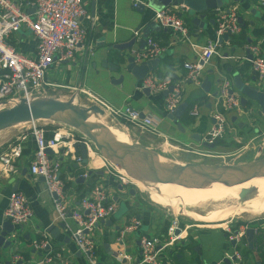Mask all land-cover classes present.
<instances>
[{
  "label": "crops",
  "instance_id": "1",
  "mask_svg": "<svg viewBox=\"0 0 264 264\" xmlns=\"http://www.w3.org/2000/svg\"><path fill=\"white\" fill-rule=\"evenodd\" d=\"M133 1L85 0L89 16L81 19V25L87 31L85 44L77 49L72 59L52 64L45 73L46 82L54 85L50 88H58V90L64 88L67 91H87L114 109L128 107L139 113L151 115L155 122V131L143 129L123 116L112 114L107 116L115 121L121 119L120 122L126 126L129 125L140 130L141 133H145L149 143L157 142L168 151L183 146L195 150H216L218 144L213 149L201 145L202 133H206L213 122L210 112L215 96L212 94L217 90L215 85L218 86L217 79L221 76L228 77L231 82L229 73L226 72L227 67H232L239 72L244 81L253 76L250 64L246 59L249 57L246 47L250 44H260L264 55V6H261L258 0H226L222 7L214 8L201 20L202 26L192 23L194 15L187 7L178 6L181 18L189 27L192 41L198 45H206L215 40L216 11L224 7L236 9L237 17H241L240 23L238 22L241 31L236 36V40L232 41L229 38L228 42L222 41L219 46L221 55H213L205 64L201 73V83L204 79L210 82L207 91L201 88V83L199 85H194L189 81L183 83L180 101V104L184 105L183 111L176 121H172L164 111L165 95L163 91L152 92L148 89V92H144V87L140 85L141 81L135 80L128 72H122V77H126L125 83L122 85L110 83V79H114L110 73L106 74V78H101V85L95 81L96 86L91 87L83 82L87 76L91 75L90 71L92 74L99 72L101 62L112 61L124 53L129 55L133 49L143 50L146 47L145 39L147 37L159 43L165 50L159 57H156L159 59L158 63L145 77L163 78L170 75L172 78L183 79L185 70L182 63L196 60L197 54L189 47L188 43L179 41L171 29L160 27L157 23L159 29H151L149 24L151 21L154 22V11L146 5L142 11H138L139 4L137 7H133ZM138 1L143 3L145 0ZM92 3L93 12H91ZM28 6L24 2L27 11L31 9ZM144 32L147 36L143 38L144 44L141 46L140 40ZM133 37L135 38L133 44L125 52L114 48V45L125 43ZM10 43L25 55H35L36 40L24 28L10 36ZM55 65L56 68L53 70ZM64 70L65 74L62 73ZM117 77L115 76V78ZM194 107L198 111L196 116L189 114ZM233 116H236L234 121L232 120ZM43 128L47 136H50L55 130ZM227 131L236 133L231 137V140L245 141L246 132L264 131V119L262 116L247 117L239 107L238 111L228 114ZM26 132L27 128L22 133ZM179 141H184V144ZM192 141L196 143L193 144ZM34 147L33 138L26 134L23 141L22 157L16 165V170L12 175L0 179V228L5 220L4 211L8 195L11 192L16 190L23 192L33 210L31 219L15 226V231L7 236L11 237L13 242L7 248H0V264H34L43 255L53 250L61 252L69 264H90L86 256L78 250L71 232L66 227L59 228L56 238H53L47 231L49 225L56 226L61 221L56 218L51 197L45 190L43 180H35L29 175L28 165ZM198 151L203 152L202 150ZM92 154L94 153L89 155L88 163H77L71 154L61 158L60 170L61 177L65 182L66 203L71 208L76 207L80 199L94 185H102L108 198L115 203L116 210L114 214L99 222L94 228L96 264H137L140 255V236L164 237L171 217L156 214L149 209L136 191L119 179L117 180L108 171V167H104V158L102 164H99L95 154L96 159L93 162ZM74 155L80 156L78 152H75ZM89 171L90 174H88ZM84 174H86L84 179L79 180V176ZM131 219L138 220L139 226L135 231L127 234L121 243L118 239V230ZM65 224L71 228L74 225L71 219H66ZM225 225L232 228H237L239 225H246V229L254 228L253 248L249 249L243 234L238 244V250L242 255V264H263L260 253L262 250L264 251V211L249 217V219L237 220L233 223L227 221L219 224H184L183 228L180 227L177 235L176 246L166 247L160 251L162 263L217 264L221 260L227 261V256L230 255L234 246L224 230ZM42 239H46L48 245L46 244L43 248L34 247L33 243ZM51 264L60 263L57 261Z\"/></svg>",
  "mask_w": 264,
  "mask_h": 264
},
{
  "label": "built area",
  "instance_id": "2",
  "mask_svg": "<svg viewBox=\"0 0 264 264\" xmlns=\"http://www.w3.org/2000/svg\"><path fill=\"white\" fill-rule=\"evenodd\" d=\"M24 2L33 8L27 12ZM140 1L134 0L133 7ZM264 6V0H258ZM180 5H167L158 11H154L153 20L160 27L169 28L179 41L188 43L189 47L197 54L195 61L182 63L185 70L183 79H173L170 75L163 78L147 76L141 80V87L148 88L152 92L167 90L165 95L164 111L172 112L182 99V85L189 81L194 85L201 83V73L205 64L213 55H221L219 46L222 42L218 39L223 34L229 38L237 36L241 29L238 24L236 9L224 7L216 11L215 40L206 45H198L190 37L189 27L178 12ZM182 7H184L182 5ZM88 16L85 0H0V102L13 104L19 98H30L35 95H46L50 87L45 73L55 62L68 61L73 58L78 48L83 47L87 38V31L81 25V19ZM22 28L28 30L36 40L35 55L28 56L18 51L11 43L10 36ZM146 47L143 50L133 49L130 56L136 63L159 57L164 52V47L152 38L145 39ZM251 71L258 84H264V55L260 44H250L246 47ZM171 90H168V87ZM232 84L230 79L223 76L218 83L215 100L211 107L210 116L213 122L202 140L213 143L218 142L224 135L228 126V113L239 110V95L236 91H230ZM84 91V90H83ZM88 97L104 111L103 116L115 115L124 117L135 125L148 131H155V122L151 115L143 114L128 107L114 109L98 97L84 91ZM143 113V112H142ZM190 115L198 114L197 108L190 110ZM26 134L30 135L35 143L34 150L28 165L29 175L33 179H43L45 190L51 197V203L56 213V218L64 222V226L71 232L78 250L83 253L90 264H96L94 259L96 225L114 214L115 203L108 198L105 188L94 185L83 196L76 207H70L64 196V180L61 177V158L69 154L77 163L81 162L80 156H75L74 145L83 143L90 158L89 140L85 137H76L70 128L65 126L56 128L50 136L42 126L30 121L26 133L19 134L15 140L0 152V179L8 177L16 170V165L22 157L23 141ZM51 151V154L46 152ZM102 162V161H101ZM104 167L108 163L103 162ZM86 176V174H84ZM124 182L125 178L119 176ZM1 183V181H0ZM33 210L27 197L21 191H13L8 195L4 217L12 225L17 226L31 219ZM66 219H71L73 227L65 224ZM139 221L131 219L120 227L118 239L121 242L129 233L135 231ZM246 225L232 228L224 226V230L233 241L234 248L227 261H219L217 264H242V255L238 250L241 236L246 230ZM180 225L176 216L171 217L166 227L165 236L156 235L140 236V255L137 264H163L160 259V251L170 247L176 242L175 231ZM14 236V235H12ZM122 243V242H121ZM48 245L46 239L34 242V247L43 248ZM69 264L62 253L49 251L34 264H51L52 262Z\"/></svg>",
  "mask_w": 264,
  "mask_h": 264
},
{
  "label": "water",
  "instance_id": "3",
  "mask_svg": "<svg viewBox=\"0 0 264 264\" xmlns=\"http://www.w3.org/2000/svg\"><path fill=\"white\" fill-rule=\"evenodd\" d=\"M225 2L226 0H145L143 3L139 2V8H137V10L142 11L145 5L153 11H158L167 5H183L193 13L194 17L192 18V23L194 25L199 24L202 26L201 20L211 13L214 8L222 7ZM32 11L33 8L27 12L31 13ZM91 12H93V3L91 4ZM240 21L241 17L238 16V22L240 23ZM149 27H151V29H159V26L153 21L150 22ZM142 36L143 37L140 40L141 46L144 44L143 38H146L147 36L146 32H144ZM227 39V34H223L218 41L222 42ZM134 40L135 38L133 37L125 43L114 45V48L118 51L125 52V50L133 44ZM124 54L117 56L114 61H103L101 62V65L108 67L109 70L128 72L135 80L141 81L159 61L158 58H153L136 63L132 56ZM226 72L229 73L231 78L232 88L230 91H236L239 95L241 111L247 117L252 118L255 116H262L264 119V84H258L254 76L250 77L247 81H244L239 72L232 69V67H227ZM122 78L121 73L117 78L112 79L111 82L117 84L121 83ZM173 79H176V77ZM222 79L223 76L218 78L217 83ZM209 86L210 82L207 79H204L201 83V88L207 91ZM171 87L172 86H169L168 90H171ZM143 91L148 92V88H143ZM216 92L217 91L212 95L215 96ZM163 93L166 95L167 90H164ZM31 100L35 101L31 103ZM4 103H6V101L0 102V105H3ZM183 107V104H179L172 112L167 113L166 116L172 121H176L183 111ZM89 112H92L99 117L104 115L103 109L96 104L82 106L73 103L72 99L61 100L54 97H48L47 95H35L30 98L22 97L13 103L11 107L0 110V128L15 123L34 121L37 118H46L61 122L84 135L97 152L107 161L129 167L131 170L152 179L168 176L195 178L199 179L198 181L227 182L236 181L242 177L264 171V157L254 158L242 163L229 162L228 164L209 165L190 161L178 162L162 156L155 150L152 151L156 153L157 157L150 162H145L139 158L123 156L113 148L109 139L100 129V126H97L90 121ZM139 117L142 118L143 113H140ZM235 118L236 116H233L232 120L234 121ZM216 144V142L208 143L204 140L201 141V145L208 149H213ZM73 147L75 152L79 153L81 162L86 163L88 153L85 145L83 143H76ZM46 152L48 154L51 153L49 149H46ZM88 174H90V171ZM39 179L41 181L43 180L41 177ZM83 179L84 175H80L79 180ZM64 227V222L61 221L56 226L49 225L47 231L50 232L53 238H56L58 236L59 228L63 229ZM15 229L16 227L7 219L2 222L0 228V248H7L12 244L13 239L7 236L13 233ZM175 233L178 234L179 229H177ZM254 233L255 231L253 227H248L244 232L249 249L253 248ZM231 244L233 245L234 242L231 241Z\"/></svg>",
  "mask_w": 264,
  "mask_h": 264
},
{
  "label": "rangeland",
  "instance_id": "4",
  "mask_svg": "<svg viewBox=\"0 0 264 264\" xmlns=\"http://www.w3.org/2000/svg\"><path fill=\"white\" fill-rule=\"evenodd\" d=\"M112 61H114V59H112ZM55 68L56 65L53 66V70ZM62 73L65 74V70ZM90 73L91 75L87 76L86 79L83 80V82L91 87H94L96 86L95 81H97L100 85L102 84L101 78H106V74L110 73L114 76L113 78H115V76L120 75L122 72L116 70H109L108 67L101 65L99 67L98 73L94 72L92 74L91 71ZM50 77L52 78V76ZM125 78L126 77L124 76L120 85L125 83ZM215 87H217V85H215ZM46 95L48 97H54L61 100L72 99L73 103L82 106L94 104L91 98L88 97L84 91L79 90L67 91L64 88H60L59 90L58 88H50ZM11 105L13 104L7 103L5 105H0V110L11 107ZM198 110L200 111V108ZM230 112L228 114H230ZM100 118L104 123L110 124L115 127L111 128L117 133H119L122 137L126 138L129 142H131L132 145L134 144L135 147L140 148L144 153L153 157L154 160L157 155L152 150L157 151L159 154L168 159L175 160L178 162L190 161L194 163H203L209 165L228 164L229 162L242 163L250 161L254 158L264 157V131L257 133H255L254 131L246 132V140H241V142H235V140H231V137L236 134L234 133V131H225L222 138L217 142L218 148H216V150L214 149L213 151H205L204 149H190L186 145V147L183 146L182 148L180 147L176 148L175 150L168 151L167 149L162 148V146L159 145V143L157 142L149 143L150 141L149 139H147L148 137L145 133H141L140 130L134 129L129 125L126 126L124 123L120 122L121 119H117L118 121H115L113 119H110L108 116H102ZM34 123L36 125L48 129H56L63 126L69 128L61 122L46 118H37L34 120ZM29 125L30 122H21L0 128V152L3 151L10 143H12L15 138L20 133H22ZM116 128H118L119 130H117ZM160 128H162V126H160ZM70 129L73 131L76 137H85L75 129ZM204 135L205 133H202L203 137ZM179 142L184 144V141ZM192 143L195 144L196 142L192 141ZM89 145L90 153L93 152L97 156L96 158L98 159L99 164H102V162L100 163V160L102 161L103 157L97 152V150L90 142ZM144 146L149 149L145 148ZM198 150H202L203 152L201 153ZM103 160L108 163L107 160ZM88 161L89 160L87 159V163ZM107 167L108 171H110L115 176V178H117V180L119 179V176L124 177L125 185L131 187L132 190L136 191L140 195L141 199L145 202L146 206L149 209L153 210L156 214L167 215L168 217L176 216L181 228H183L184 224L186 223L219 224L225 223L227 221L233 223L237 220L249 219V217L258 215L259 213L264 211V190L260 189L259 184L255 185L258 186L257 189H250L252 187L242 188L239 191H233L229 194L206 193L200 191L198 193H193L186 189L184 191H180L182 189L178 188L177 190L175 189L176 187L169 185L157 186L150 179H143L141 175H138V178L140 180L143 179V182H141L142 184H145L148 187H150V184H154L151 186L156 191H146V189H143L145 187H139L135 184L136 177L134 178L132 175L126 176L120 168H115L111 163H108ZM131 178H134V182ZM243 191L248 194H244ZM234 195H238L241 198L235 200L236 197ZM236 202L239 204V208H237L236 210L227 209L226 211L225 208H222L223 205L228 207L231 206V208L233 206L237 207ZM215 213H218V217L216 219L213 217ZM172 246L175 247L176 243H174Z\"/></svg>",
  "mask_w": 264,
  "mask_h": 264
},
{
  "label": "bare ground",
  "instance_id": "5",
  "mask_svg": "<svg viewBox=\"0 0 264 264\" xmlns=\"http://www.w3.org/2000/svg\"><path fill=\"white\" fill-rule=\"evenodd\" d=\"M34 101L35 100H31L30 102L32 103ZM89 115H90V117H89L90 121L93 122L95 125L100 126V129L103 131V133L109 139V141L112 144L113 148L118 153H120L121 155L126 156V157L139 158V159H142L145 162L152 161L153 157H151L148 154L144 153L140 148L135 147L134 144L132 145L131 142H129L126 138L122 137L119 133L114 131L111 128V127H113L112 125L104 123L102 121V119L98 115H95L92 112H89ZM113 128H115V127H113ZM116 129L119 130L118 128H116ZM92 157H93L92 159H94L93 162H95L96 158H95L94 154H92ZM108 163L110 164L111 162L108 161ZM111 164L115 168H120L121 171L126 176L132 175L134 178L136 177L135 184L137 186H139V187L140 186L141 187H145L143 189H146V191H156L151 186V185H154V184L157 185V186L158 185L159 186L169 185V186L176 187L175 189H177V190H178V188L182 189L180 191H184L186 189V190H188L190 192H193V193H196V192L198 193L200 191V192H206V193H226V194H229V193H231L233 191H239L242 188L252 187L250 189H257L258 186H255L257 184H259L260 189L264 190V183H263V181H264V171L256 172V173H254L252 175H249V176H246V177H242V178H240V179H238L236 181L209 182V181H206V180L205 181L204 180L198 181L199 179H195V178L168 177V176H166V177H157V178L152 179L150 177H146V176H144V175H142V174H140L138 172H135V171L131 170L129 167H126V166H123V165H120V164H117V163H111ZM138 175H141L143 177V179H150L154 184L153 183L150 184V187H148L145 184H142L141 182H143V179L140 180L138 178ZM134 178L133 179L131 178L133 180V182H134ZM243 193L246 194L244 191H243ZM238 195L237 196L234 195L236 197L235 200H238L239 198H241ZM234 196H233V198H234ZM229 197H230V195H229ZM245 203H246V200H245ZM241 205H242V203H241ZM229 207L228 206H224V205L222 206V208H225L226 211H227V209H232V210L235 209L236 210L237 208H239V204L237 203V207H235V206H233L232 208H231V206H229ZM240 209H242V208H240ZM213 217L216 219L218 217V213H215L213 215Z\"/></svg>",
  "mask_w": 264,
  "mask_h": 264
},
{
  "label": "trees",
  "instance_id": "6",
  "mask_svg": "<svg viewBox=\"0 0 264 264\" xmlns=\"http://www.w3.org/2000/svg\"><path fill=\"white\" fill-rule=\"evenodd\" d=\"M236 36L232 37L231 40L234 41L236 40ZM64 187H65V182H64ZM242 224V223H241ZM260 258H261V261L262 263L264 264V251L262 250L261 253H260Z\"/></svg>",
  "mask_w": 264,
  "mask_h": 264
}]
</instances>
